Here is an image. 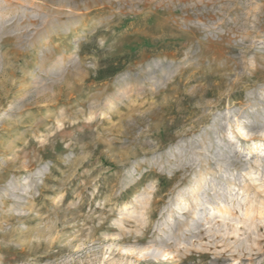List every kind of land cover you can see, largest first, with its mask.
<instances>
[{"label": "rangeland", "instance_id": "374dc122", "mask_svg": "<svg viewBox=\"0 0 264 264\" xmlns=\"http://www.w3.org/2000/svg\"><path fill=\"white\" fill-rule=\"evenodd\" d=\"M253 140L264 0H0V264H264Z\"/></svg>", "mask_w": 264, "mask_h": 264}, {"label": "bare ground", "instance_id": "6f19581e", "mask_svg": "<svg viewBox=\"0 0 264 264\" xmlns=\"http://www.w3.org/2000/svg\"><path fill=\"white\" fill-rule=\"evenodd\" d=\"M229 127V136L233 140H237L232 132L233 126ZM237 128L240 136H246L242 126L238 124ZM252 143L253 152H261L264 155V141L256 142L255 140H253ZM206 173L207 172L197 177L195 182L193 183V186L190 187L186 193L180 194V196L177 198L174 210L168 215V220L174 222L176 230H179L182 227H191V223L194 222L193 220L188 218H185L183 221H177L176 216H179V212L191 211L194 216H199L200 210L203 209L204 213H207V216L216 215L223 218L226 216L229 217L231 215V209L223 199L224 196L215 195L213 199L206 193L205 187L207 186L208 181V175H206ZM227 176L228 177L226 178V180L228 181V185L226 186V189L228 191H232L236 186L237 178L234 175L232 176L230 172L227 174ZM217 181V179L213 180V182ZM147 254L151 255L154 259L159 261L168 260V257L170 256L166 251L160 249L157 250L155 248H151L145 253H142V256H145Z\"/></svg>", "mask_w": 264, "mask_h": 264}]
</instances>
